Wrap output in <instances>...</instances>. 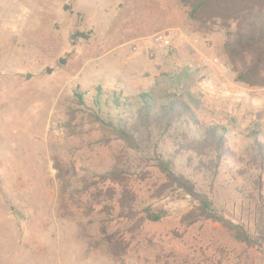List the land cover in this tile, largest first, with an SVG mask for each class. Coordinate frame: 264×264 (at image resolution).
<instances>
[{
  "label": "rangeland",
  "instance_id": "1",
  "mask_svg": "<svg viewBox=\"0 0 264 264\" xmlns=\"http://www.w3.org/2000/svg\"><path fill=\"white\" fill-rule=\"evenodd\" d=\"M158 33L165 49L150 59L148 43ZM224 39L220 29L197 33L178 0H0V264H264L217 224L182 225L196 202L181 191L153 196L163 179L152 146L130 150L81 112L72 121L75 135L66 128L71 109L81 110L75 91L86 93L89 106L98 86L136 96L163 74L189 67L201 78L199 121L227 126L240 156L259 113L264 142V89L236 81ZM159 147L170 151L168 142ZM118 160L126 174L121 185L100 177ZM235 171L221 170L212 186L193 180L239 212L248 199L237 188L251 189ZM105 190L111 199L99 193ZM122 191L132 194L136 213L118 224L115 211H99ZM145 208L164 217L142 219ZM121 222L132 229L117 259L99 227L113 235Z\"/></svg>",
  "mask_w": 264,
  "mask_h": 264
},
{
  "label": "trees",
  "instance_id": "2",
  "mask_svg": "<svg viewBox=\"0 0 264 264\" xmlns=\"http://www.w3.org/2000/svg\"><path fill=\"white\" fill-rule=\"evenodd\" d=\"M178 2L187 9L188 18L197 33L209 36L215 29L223 32V51L236 81L249 88L264 89V0ZM80 37L87 38L84 34ZM200 81L197 70L184 67L163 74L150 91L136 96H126L123 91H104L98 86L89 100V106L86 104V93L75 91L72 101L74 107L81 110L71 109L66 128L75 135L76 126L72 121L81 112L90 124L97 125L102 132L130 150L141 152L152 146L154 167L163 179L156 186L153 196L181 191L196 202V206L181 218L182 225L188 228L206 222L217 224L235 243L259 253L264 259V142L260 140L262 126L259 123L262 114H257L258 119L248 129L250 143L243 148L240 156L235 154L227 126L203 125L199 121L198 113L202 109V96L198 91ZM167 142L170 151L164 152L159 144ZM178 162L182 171L177 169ZM122 167L118 160L110 171L100 177L108 181L114 179L121 185L126 180ZM225 168H236V174L243 177L251 189L244 194L245 185L237 188V193L248 199L247 203L237 205L239 212L235 211L236 206L232 212L227 210L211 195L200 190L193 180V177H202L212 186ZM185 170L191 171L190 175ZM99 193L112 198L109 190ZM134 201L131 193L122 191L114 204L104 205L99 214H109L111 209V212L115 211L119 224L123 218L134 217ZM143 214L142 219L152 223L164 217V213L156 215L149 208H145ZM131 227L132 224L129 226L121 222L112 235L107 232V227L100 224L101 239L107 242L110 252L117 259L124 254L119 248H122V239L131 232ZM115 238L119 241L113 243Z\"/></svg>",
  "mask_w": 264,
  "mask_h": 264
},
{
  "label": "built area",
  "instance_id": "3",
  "mask_svg": "<svg viewBox=\"0 0 264 264\" xmlns=\"http://www.w3.org/2000/svg\"><path fill=\"white\" fill-rule=\"evenodd\" d=\"M165 49V35L162 33L155 34L148 43V57L153 59L159 52Z\"/></svg>",
  "mask_w": 264,
  "mask_h": 264
},
{
  "label": "water",
  "instance_id": "4",
  "mask_svg": "<svg viewBox=\"0 0 264 264\" xmlns=\"http://www.w3.org/2000/svg\"><path fill=\"white\" fill-rule=\"evenodd\" d=\"M60 64H63V60L60 61ZM46 72H47V74H50V70H49V69H47ZM28 77H29V76H28ZM28 77H27V78H28Z\"/></svg>",
  "mask_w": 264,
  "mask_h": 264
}]
</instances>
